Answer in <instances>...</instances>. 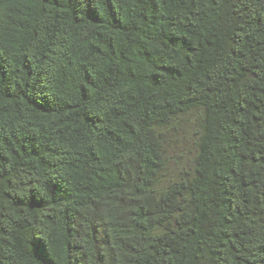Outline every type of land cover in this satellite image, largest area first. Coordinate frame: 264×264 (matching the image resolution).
Listing matches in <instances>:
<instances>
[{
	"label": "trees",
	"instance_id": "trees-1",
	"mask_svg": "<svg viewBox=\"0 0 264 264\" xmlns=\"http://www.w3.org/2000/svg\"><path fill=\"white\" fill-rule=\"evenodd\" d=\"M0 264H264V0H0Z\"/></svg>",
	"mask_w": 264,
	"mask_h": 264
},
{
	"label": "rangeland",
	"instance_id": "rangeland-1",
	"mask_svg": "<svg viewBox=\"0 0 264 264\" xmlns=\"http://www.w3.org/2000/svg\"><path fill=\"white\" fill-rule=\"evenodd\" d=\"M185 141H186V138H185Z\"/></svg>",
	"mask_w": 264,
	"mask_h": 264
}]
</instances>
